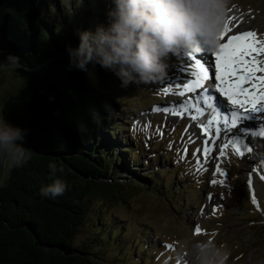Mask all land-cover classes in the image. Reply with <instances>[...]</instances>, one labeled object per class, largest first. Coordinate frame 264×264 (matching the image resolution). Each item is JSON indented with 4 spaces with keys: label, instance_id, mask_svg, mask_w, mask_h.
I'll use <instances>...</instances> for the list:
<instances>
[{
    "label": "rangeland",
    "instance_id": "1",
    "mask_svg": "<svg viewBox=\"0 0 264 264\" xmlns=\"http://www.w3.org/2000/svg\"><path fill=\"white\" fill-rule=\"evenodd\" d=\"M92 1L99 14L89 30L102 24L111 6V0ZM46 5L52 15V27L59 22L62 8L78 10L77 33L84 28L79 24L86 21L91 11L89 0H48ZM228 20L234 30L249 28L264 36V0H227L225 21ZM4 58L0 54V63ZM166 62L167 72L162 79L129 84L126 88L120 86L111 71L100 73L109 91V95H104L115 110L104 108L95 132L98 136L107 135L105 151L114 163L121 158L126 167L121 174L108 173L110 177L104 181L112 183L115 179L118 184L115 197L100 192L96 200L90 199L89 215L77 229V240L94 237L91 250L84 255L89 260L87 264H141L143 258L147 264H187L179 245L192 236L226 245L231 252L228 264H264V167L261 170L259 165L264 163V147L259 148L261 157L250 158L247 153L248 161L226 147L223 156L215 150L213 160L203 162L193 132L196 128L186 120L173 119L167 112L153 111L168 102L169 97L178 95L177 85L184 80L180 55H169ZM91 64L95 71L94 63ZM26 80L27 74L19 69H0V111L4 100ZM165 88L169 91L165 92ZM130 149L139 151L140 156L134 157ZM16 165L11 159H3L0 185ZM217 165L226 176L215 173ZM213 180L217 183L213 184ZM151 188L156 193L151 194ZM185 189L189 191L185 193ZM96 215L101 234L109 236L106 240L94 236L92 221ZM196 227L200 228L199 233ZM115 229L119 232L116 235L112 231ZM94 244L100 246L93 247Z\"/></svg>",
    "mask_w": 264,
    "mask_h": 264
},
{
    "label": "trees",
    "instance_id": "2",
    "mask_svg": "<svg viewBox=\"0 0 264 264\" xmlns=\"http://www.w3.org/2000/svg\"><path fill=\"white\" fill-rule=\"evenodd\" d=\"M47 1L0 0V50L15 55L28 68L23 70L26 82L4 100L1 111L6 120L27 130L24 142L32 151L27 162L12 167L0 185V264H87L84 255L94 237L77 240V229L89 215L90 199L96 200L100 192L115 197L118 184L115 179L104 181L108 173L121 174L126 167L121 158L114 163L105 151L107 135L95 132L104 108L115 110L104 95L109 91L100 76L108 70L95 63V71L91 63L87 71L69 69L65 46L78 42V10L62 8L52 27ZM89 2L91 11L79 24L83 29H91L99 14L96 3ZM90 108L93 113L87 112ZM130 152L140 156L139 151ZM49 162L63 168L58 175L68 184L65 193L54 199L39 194L51 179ZM152 188L150 193H156ZM97 216L92 221L94 236L106 240L109 236L101 234ZM140 262L147 264L144 258Z\"/></svg>",
    "mask_w": 264,
    "mask_h": 264
},
{
    "label": "clouds",
    "instance_id": "3",
    "mask_svg": "<svg viewBox=\"0 0 264 264\" xmlns=\"http://www.w3.org/2000/svg\"><path fill=\"white\" fill-rule=\"evenodd\" d=\"M227 0H111L106 23L94 30H79L76 46L67 44L70 70L87 71L90 63L111 71L121 87L148 84L167 72V57L186 52H211L223 30ZM19 58L7 54V58ZM27 130L12 124L0 111V160L27 162L31 149L23 141ZM50 182L39 189L41 197L56 198L68 188L58 174L63 168L49 162ZM180 254L187 264H228L226 245L215 240L186 237Z\"/></svg>",
    "mask_w": 264,
    "mask_h": 264
},
{
    "label": "snow or ice",
    "instance_id": "4",
    "mask_svg": "<svg viewBox=\"0 0 264 264\" xmlns=\"http://www.w3.org/2000/svg\"><path fill=\"white\" fill-rule=\"evenodd\" d=\"M227 27L219 34V39L224 36ZM257 34L254 31H244L236 35H229L227 37V43H220L217 45L212 56L215 58V80L217 81L215 87L216 90L222 95L227 97V100L232 105H238L243 109L248 106L252 112H264V75L257 76L256 73H264V62L257 60L256 56L259 53H264V40L256 39ZM185 58L188 61H192L190 64H186L185 67H181V72H189L192 78L187 79L183 85H177L182 87L183 91L180 95L183 96L185 92L193 93L198 89L206 97L204 103L207 104L209 88L205 86V81H209V73L212 68V57L206 60L208 67H205L204 63H201V59H197L191 52L185 53ZM257 65H260L259 67ZM211 83V81H209ZM247 85V86H245ZM165 92L169 89L165 88ZM259 101V103H258ZM167 111V109H165ZM247 113L240 112L236 108L231 111L230 117L225 119L224 123L229 124L228 131L235 128L237 124L246 119ZM216 134H220V129L217 127ZM260 136H264V128H261L258 133ZM229 143L235 146L237 155H243L241 149V140L238 137H232ZM224 145L220 147V154H224ZM247 149V145H244ZM251 150V149H247ZM209 149L207 144L204 147V155L208 156ZM200 161H197L199 164ZM215 173H219L221 176H226V172L222 171L217 165ZM214 173V174H215ZM213 184L217 181L213 180ZM224 183V181H220ZM251 184V180H249ZM209 194V198L211 199ZM223 199V196L221 197ZM255 203V199H253ZM216 209L213 208V212ZM196 233L201 230L199 227L195 229Z\"/></svg>",
    "mask_w": 264,
    "mask_h": 264
},
{
    "label": "bare ground",
    "instance_id": "5",
    "mask_svg": "<svg viewBox=\"0 0 264 264\" xmlns=\"http://www.w3.org/2000/svg\"><path fill=\"white\" fill-rule=\"evenodd\" d=\"M225 27H227V31H225V34H224V36H226L227 35V33L229 32V33H231V32H234V30L232 31V29H231V24H230V21L228 20V21H224V27H223V30L225 29ZM221 37V40H223V39H226L225 37ZM256 75H257V73H256ZM245 86H247V85H245ZM184 97H186V96H184ZM259 102V101H258ZM172 112V111H171ZM171 117H173L174 118V116H173V113H171V115H170ZM226 131V140L227 139H231L233 136H234V133H233V131H232V129L230 130V131H228V129H226L225 130ZM196 133H197V138H202V140H207V143H208V149H209V154H208V156H205L204 155V147L205 146H200V152L202 151V153H203V156H204V158H203V161L204 162H206V161H209V160H213V158L211 157L212 156V152H211V150H210V146L212 145V144H217V137L219 138L220 136H216L215 134H211V136H209L208 135V137H207V139H205L204 137H203V135H200L199 133H198V131H195ZM210 137V138H209ZM244 138H246V139H256V138H259V135L258 134H254V135H251V134H247V135H245L244 136ZM263 145H261L260 144V146L258 147V148H255V149H253V150H251V153H249V151H242L243 152V155L242 156H244L245 157V161H248V157H246V154L247 153H249L247 156H250V158H252V157H254L255 158V156H257V155H259L260 156V154H259V148L260 147H264V143H262ZM219 146V145H218ZM216 148V147H215ZM226 147H224V150H226L225 149ZM228 148V147H227ZM229 151H230V148H229ZM218 155H221L220 154V152L218 153ZM224 155V154H223ZM261 157V156H260ZM217 158H218V160H220V157H218L217 156ZM209 163H210V161H209ZM260 166H261V170H262V168L264 167V163H262V164H259ZM264 170V169H263Z\"/></svg>",
    "mask_w": 264,
    "mask_h": 264
},
{
    "label": "water",
    "instance_id": "6",
    "mask_svg": "<svg viewBox=\"0 0 264 264\" xmlns=\"http://www.w3.org/2000/svg\"><path fill=\"white\" fill-rule=\"evenodd\" d=\"M0 54L5 57L4 58L5 61H2L0 63V69L10 68V69H17V70L19 69L21 71L28 70L27 67L22 66L20 63H18V61H13L10 57L7 58L8 59L7 60L6 56H7L8 53L6 52V50H0ZM12 56H15V55L12 54ZM2 166H3V159L0 162V175H1V171H2Z\"/></svg>",
    "mask_w": 264,
    "mask_h": 264
}]
</instances>
